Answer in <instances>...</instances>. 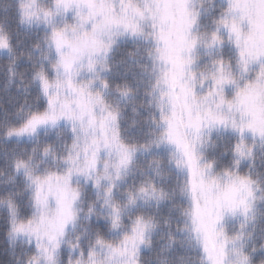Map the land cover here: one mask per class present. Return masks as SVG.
Returning <instances> with one entry per match:
<instances>
[{"label":"snow or ice","instance_id":"6c2138e0","mask_svg":"<svg viewBox=\"0 0 264 264\" xmlns=\"http://www.w3.org/2000/svg\"><path fill=\"white\" fill-rule=\"evenodd\" d=\"M0 264H264V0H0Z\"/></svg>","mask_w":264,"mask_h":264}]
</instances>
